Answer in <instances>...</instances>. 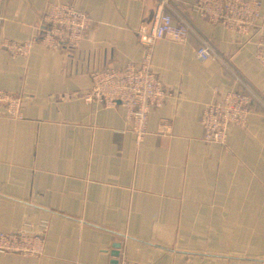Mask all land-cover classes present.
<instances>
[{
	"label": "crops",
	"instance_id": "0c3cea01",
	"mask_svg": "<svg viewBox=\"0 0 264 264\" xmlns=\"http://www.w3.org/2000/svg\"><path fill=\"white\" fill-rule=\"evenodd\" d=\"M160 1L0 0V89L24 100L22 120L0 106V233L45 241L39 258L0 252V264H117L120 248L128 264H264V109L254 105L225 144L206 143L201 125L207 106L239 89L219 62L198 60L204 38L264 98L250 36L202 19L196 0H171L164 11L191 33L152 50L172 95L151 110L143 142L125 107L84 101L93 72L143 60L137 32ZM53 4L90 18L80 47L35 44L13 58L3 44L34 42Z\"/></svg>",
	"mask_w": 264,
	"mask_h": 264
},
{
	"label": "built area",
	"instance_id": "2783aa9c",
	"mask_svg": "<svg viewBox=\"0 0 264 264\" xmlns=\"http://www.w3.org/2000/svg\"><path fill=\"white\" fill-rule=\"evenodd\" d=\"M140 1V0H135ZM171 0H161L158 14L152 20H143L138 29L140 44L147 54L139 64L128 63L122 68H103L90 75L92 88L84 94L87 104L106 107L123 106L127 109L129 131L142 143L148 133L149 115L153 108H162L172 95L151 67V54L156 44L166 36L176 42H185L191 28L183 22H175L173 16L164 11ZM260 0H196L194 12L211 25H222L241 34L250 36L256 47L258 62L264 67V23L261 21ZM90 18L72 4H53L39 25L34 42H6L5 50L13 57H27L35 44L53 50H76L85 40ZM200 62L215 60L235 78L239 89L229 91L217 102L207 106L202 113L201 125L204 141L208 144H225L232 127L244 128L252 107L264 109V98L233 68L230 61L216 53L211 42L202 39L197 49ZM0 106L7 111V117L23 119L24 100L9 91L0 89ZM171 123H161L160 133L168 134ZM126 133L116 132L123 138ZM44 237L34 232L0 233V252L17 254L26 258H39L44 254ZM117 264H128L122 248L118 250Z\"/></svg>",
	"mask_w": 264,
	"mask_h": 264
}]
</instances>
